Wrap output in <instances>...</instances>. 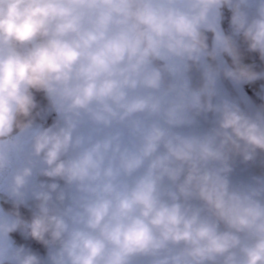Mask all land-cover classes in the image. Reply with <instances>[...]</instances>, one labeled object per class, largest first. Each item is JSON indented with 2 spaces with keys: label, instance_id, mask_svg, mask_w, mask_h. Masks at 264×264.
<instances>
[{
  "label": "clouds",
  "instance_id": "clouds-1",
  "mask_svg": "<svg viewBox=\"0 0 264 264\" xmlns=\"http://www.w3.org/2000/svg\"><path fill=\"white\" fill-rule=\"evenodd\" d=\"M250 54L264 0H0V264H264V102L218 87Z\"/></svg>",
  "mask_w": 264,
  "mask_h": 264
},
{
  "label": "flooded vegetation",
  "instance_id": "flooded-vegetation-1",
  "mask_svg": "<svg viewBox=\"0 0 264 264\" xmlns=\"http://www.w3.org/2000/svg\"><path fill=\"white\" fill-rule=\"evenodd\" d=\"M222 16H221V26L223 27V30L226 35L232 34V29L230 27L229 18H230V11L227 7H224L222 10ZM249 14L251 15L254 12V5L248 9ZM209 37V44L211 45L212 42V34L207 33ZM239 40V37H237ZM225 60H229V58L224 57ZM247 64H254L256 67V70L259 71L262 68H264V64H261V62L258 59L257 54H250L244 61ZM191 75V82L193 86L196 85V83L199 80V72L193 69V71L190 73ZM249 96L253 99V101L256 103V105L264 102V81H257L253 84H245L242 85ZM219 91L222 96L225 98H230V100L238 103L242 108H244V104L241 100V97L237 94L236 90L234 89V86L230 81L227 80H221L219 83ZM215 102V101H214ZM246 109V108H245ZM213 120V115L210 113L208 115V121L205 122L201 120V128H207L209 126V123ZM234 170L242 174L243 176H247L250 180L254 176H264V167H261L260 164L257 162L256 164H248L245 165L240 162V159L237 157L235 164H234ZM45 179V177H42ZM43 181H46V179Z\"/></svg>",
  "mask_w": 264,
  "mask_h": 264
},
{
  "label": "water",
  "instance_id": "water-1",
  "mask_svg": "<svg viewBox=\"0 0 264 264\" xmlns=\"http://www.w3.org/2000/svg\"><path fill=\"white\" fill-rule=\"evenodd\" d=\"M220 20H221V18H220ZM220 20L218 21L219 29H220V31H222L225 34V32L223 30V27L221 26V21ZM232 85L234 86V89L236 90V92L239 95V97H241V100H242V102L244 104V108L247 109L250 106L256 105V103L253 101L251 96L248 95V93L246 92V90L244 89V87L242 85H234L233 83H232ZM54 113H55L56 118H57V113L55 111H54ZM213 119H214V117H213ZM40 123L43 126H47V123L44 122V121H40ZM89 130H90V126L89 125H85L82 128V131H84V132H88ZM36 179H37V182L43 181L42 176H38ZM231 179H232V181L234 183L235 182H249L248 180L241 178L239 175L235 174L234 172L231 175ZM10 208H11V203L10 202L6 203L3 193H0V214H3V212L9 210ZM21 212L25 216V218H30V213L28 212L27 209L21 208ZM20 235H21V233L19 231L16 232V233L11 234L10 243L20 244V241L17 239V236H20Z\"/></svg>",
  "mask_w": 264,
  "mask_h": 264
},
{
  "label": "trees",
  "instance_id": "trees-1",
  "mask_svg": "<svg viewBox=\"0 0 264 264\" xmlns=\"http://www.w3.org/2000/svg\"><path fill=\"white\" fill-rule=\"evenodd\" d=\"M37 99L41 102V104H46L47 101L44 100L43 96L40 94H37ZM56 119V115L54 113V111L51 112L50 115H48V117L43 120L44 122L47 123V126L49 124H51L54 120ZM17 239L20 241V243H25V244H30L35 250L39 251L42 255L44 254V249L36 244V242L31 241L30 239H25L23 236H17Z\"/></svg>",
  "mask_w": 264,
  "mask_h": 264
},
{
  "label": "rangeland",
  "instance_id": "rangeland-1",
  "mask_svg": "<svg viewBox=\"0 0 264 264\" xmlns=\"http://www.w3.org/2000/svg\"><path fill=\"white\" fill-rule=\"evenodd\" d=\"M40 95H42V94H40ZM42 96H43V95H42ZM233 172H234L235 174L239 175L241 178L250 181V179H249L247 176H243L242 174H240V173L237 172L236 170H234ZM43 179H44V178H43ZM45 179H47V178H45ZM45 179H44V180H45Z\"/></svg>",
  "mask_w": 264,
  "mask_h": 264
}]
</instances>
